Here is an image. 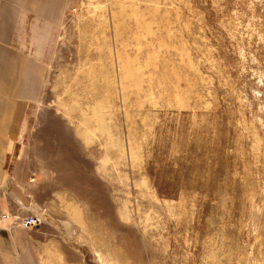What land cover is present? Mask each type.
Segmentation results:
<instances>
[{"label": "rangeland", "instance_id": "1", "mask_svg": "<svg viewBox=\"0 0 264 264\" xmlns=\"http://www.w3.org/2000/svg\"><path fill=\"white\" fill-rule=\"evenodd\" d=\"M46 63L43 264H264V0H74Z\"/></svg>", "mask_w": 264, "mask_h": 264}, {"label": "crops", "instance_id": "2", "mask_svg": "<svg viewBox=\"0 0 264 264\" xmlns=\"http://www.w3.org/2000/svg\"><path fill=\"white\" fill-rule=\"evenodd\" d=\"M73 1L0 0V214L10 215L0 223V264H43L37 230L15 225L34 210L19 142L27 111L42 95L55 33Z\"/></svg>", "mask_w": 264, "mask_h": 264}, {"label": "built area", "instance_id": "3", "mask_svg": "<svg viewBox=\"0 0 264 264\" xmlns=\"http://www.w3.org/2000/svg\"><path fill=\"white\" fill-rule=\"evenodd\" d=\"M5 218H6L5 215H0V223H2ZM39 224H40V221H39V218L37 217L22 219L20 222H18L19 226L26 228V229L36 228L39 226Z\"/></svg>", "mask_w": 264, "mask_h": 264}]
</instances>
